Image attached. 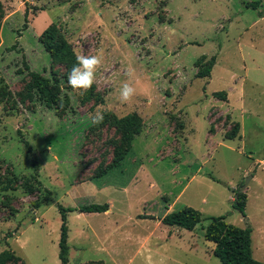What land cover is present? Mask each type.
Masks as SVG:
<instances>
[{
	"label": "rangeland",
	"instance_id": "rangeland-1",
	"mask_svg": "<svg viewBox=\"0 0 264 264\" xmlns=\"http://www.w3.org/2000/svg\"><path fill=\"white\" fill-rule=\"evenodd\" d=\"M252 1L0 0V253L59 264L57 205L107 203L103 214H68V264H145L136 238L149 233L155 264H220L203 238L211 217L249 225L253 257L264 263V0L247 9ZM50 24L76 56H102L86 92L69 87L66 58L41 43ZM212 56L210 77L196 78ZM25 65L58 80L68 105L24 99ZM125 82L135 94L121 103ZM97 112L104 119L93 125ZM133 113L141 133L120 166L98 177L119 140L115 120ZM234 124L238 137L225 139ZM33 161L41 188L28 194ZM250 176L243 218L233 203ZM44 189L51 200L35 210ZM184 207L202 223L165 243L170 228L159 222Z\"/></svg>",
	"mask_w": 264,
	"mask_h": 264
},
{
	"label": "trees",
	"instance_id": "trees-1",
	"mask_svg": "<svg viewBox=\"0 0 264 264\" xmlns=\"http://www.w3.org/2000/svg\"><path fill=\"white\" fill-rule=\"evenodd\" d=\"M260 3L261 0H254L249 2L246 5V8L257 10ZM1 14L2 9L0 7V15ZM259 15L261 14L259 13ZM40 40L45 49L49 52L51 58H66L70 70L76 64V55L74 51L66 41L57 34L54 24L48 26V28L41 34ZM214 63L215 56H212L207 65L196 74V78H209ZM25 70L29 80L24 86L26 90L24 99L37 96L39 101L43 103L48 110L58 109L60 104H63L64 106L68 105V100L65 95V100H62L61 86L58 80L46 78L40 73L30 70L27 65H25ZM23 71L24 70H18L17 73L23 74ZM115 123L120 131L119 140L113 143L110 162L106 167L99 170L98 177H103L120 166L122 161L131 151L133 138L138 136L143 128V121L136 113L130 114L122 119H116ZM238 129V124H234L231 130L226 132L225 139H236L238 137ZM20 141L26 147L27 152L30 153L31 147H29L28 143L22 138H20ZM32 165L34 174L31 177V181H26L25 184V189L28 194H33L37 188H41V183L38 180V168L36 162L33 161ZM14 182L15 178L8 180L1 188V191H8ZM43 191L44 196L32 204V207L35 210L46 205L51 200V192L47 189H44ZM235 194L236 197L234 198L233 207L243 218H246L245 210L247 196L245 193L238 191H236ZM108 209L109 206L107 203L83 204L77 207H64L60 204L57 205V210L60 215L57 254L59 264L69 263L68 214L74 212L82 214H103L107 212ZM202 221L203 217L201 213L190 207H184L179 211L168 213L161 219L162 224L168 227H177L189 232L195 230L196 226L201 224ZM208 221V225L203 228V238L214 244L212 254L218 259L220 264H264L255 260L253 257L251 248V234L253 230L249 225L245 228H240L227 223L223 217H211ZM0 264H23V262L14 254V252L4 250L0 253Z\"/></svg>",
	"mask_w": 264,
	"mask_h": 264
},
{
	"label": "clouds",
	"instance_id": "clouds-1",
	"mask_svg": "<svg viewBox=\"0 0 264 264\" xmlns=\"http://www.w3.org/2000/svg\"><path fill=\"white\" fill-rule=\"evenodd\" d=\"M102 56L84 55L76 56V64L70 70L67 83L70 88L78 92H86L95 82V74L102 66ZM135 89L127 82L123 83L120 89L119 98L121 103H128L132 100ZM104 117L101 112H97L91 117L93 125H98L103 121Z\"/></svg>",
	"mask_w": 264,
	"mask_h": 264
},
{
	"label": "crops",
	"instance_id": "crops-1",
	"mask_svg": "<svg viewBox=\"0 0 264 264\" xmlns=\"http://www.w3.org/2000/svg\"><path fill=\"white\" fill-rule=\"evenodd\" d=\"M109 210V209H108ZM171 212H173V211H170L169 213H171ZM106 213V212H105ZM168 214V213H167ZM163 218V217H162ZM141 221H143V220H141ZM159 223H161L162 224V222L160 221ZM164 225V224H163ZM166 226V225H165ZM168 227V226H167ZM170 229L169 230H165V237H164V242L165 243H167V242H170L171 243V240H172V238L174 237H180V231L178 230V228L177 227H175L176 228V230H174L175 228L174 227H169ZM174 228V229H173ZM190 235V238H193V237H195V234H192V233H190L189 234ZM153 233H149V235L148 236H144V237H141V236H138L136 239H137V241H138V243H137V246H139V250H145V257H144V262L143 263H145V264H155L154 263V261H153V258H152V253L154 252L153 250H149V248H153V247H157L158 245H154V243H151L150 242V238L152 239L153 237ZM180 239V238H179ZM205 240V239H204ZM206 241V240H205ZM206 243H208V245L210 244V246L212 247V248H214V244L213 243H211V242H208V241H206ZM194 244V242H189V247H190V250H192L193 248H194V246L195 245H193ZM168 245H170V244H168ZM172 245V244H171ZM177 245H178V243H177ZM159 247V246H158ZM176 246L175 245H172V248H175ZM177 247H179V245L177 246ZM210 247V248H211ZM205 251V250H204ZM212 253V252H211ZM210 253V254H211ZM253 253V252H252ZM136 255V254H135ZM207 255V254H206ZM213 255V254H212ZM209 256V255H208ZM133 258V257H132ZM218 260V259H217Z\"/></svg>",
	"mask_w": 264,
	"mask_h": 264
},
{
	"label": "water",
	"instance_id": "water-1",
	"mask_svg": "<svg viewBox=\"0 0 264 264\" xmlns=\"http://www.w3.org/2000/svg\"><path fill=\"white\" fill-rule=\"evenodd\" d=\"M252 178V176H250L246 181H245V183H244V185L241 187V189H239L238 190V192H242L243 191V189H245L246 188V186H247V183H248V181L250 180ZM235 197H236V194H235Z\"/></svg>",
	"mask_w": 264,
	"mask_h": 264
}]
</instances>
